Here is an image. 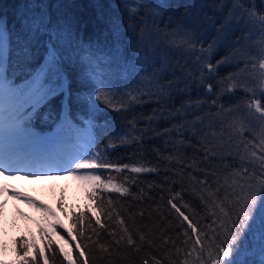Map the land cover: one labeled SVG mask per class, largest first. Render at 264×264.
<instances>
[{
  "label": "trees",
  "instance_id": "16d2710c",
  "mask_svg": "<svg viewBox=\"0 0 264 264\" xmlns=\"http://www.w3.org/2000/svg\"><path fill=\"white\" fill-rule=\"evenodd\" d=\"M244 9L264 14V0H0L14 50L27 43L33 66L53 44L63 55L65 105L61 108L58 97L37 119L31 101L19 100L26 135L67 133L87 124L99 154L96 163L115 166L89 168L103 183L91 181L79 197L32 195L36 213L23 209L22 214L34 223L25 228L15 220L0 221V264H200L198 257L207 259L195 241L199 234L204 246L211 242L221 215L215 204L231 192L234 179L245 182L237 175L243 168L260 172L258 161L242 157L258 151L249 141L259 143L264 130L259 113L247 107L253 97H264V82L253 68L264 49V31ZM42 15L46 24L52 19L47 31L21 33L22 17L39 21ZM226 17L230 23L221 29ZM185 29L192 31L194 47L182 43ZM209 44L211 52L202 51ZM207 59L212 72L204 66ZM15 63L13 57L6 75L22 84L24 74ZM98 91L116 107L96 111L92 102ZM56 149L65 159L66 145ZM133 167L147 170L133 172ZM249 239L251 247L246 243L241 259L261 264L260 232Z\"/></svg>",
  "mask_w": 264,
  "mask_h": 264
},
{
  "label": "snow or ice",
  "instance_id": "6c2138e0",
  "mask_svg": "<svg viewBox=\"0 0 264 264\" xmlns=\"http://www.w3.org/2000/svg\"><path fill=\"white\" fill-rule=\"evenodd\" d=\"M237 7L243 8V5H237ZM244 11L253 22H258L262 31H264V14H258L253 10L247 9H244ZM51 23L52 19L50 16L47 24L44 22L43 15L39 21L29 20L27 17H22L20 20V31L22 34H25V36L32 33L38 34L42 29L47 31ZM229 23L230 21L226 17L225 23L222 24L221 29L225 28ZM180 39L182 43L189 45L190 47L195 46L192 43L193 33L190 29H185ZM212 47L213 45L209 44L208 48H202V51L210 53ZM45 52L46 55L42 58V62L33 66L34 57L31 55L30 46L25 43L23 46L14 50L11 30L8 28L6 20L0 16V137L6 135L15 136L20 131L19 124H16L13 127H5L4 114L9 112V108L5 107L6 97L9 100L19 101L23 99L25 102L31 101L32 115L37 119L41 115L40 109L46 108L47 105L54 102L58 97L60 98L61 108L64 107V84L62 82V70L64 68L62 63L63 55L56 44L47 48ZM13 57H15L16 61L14 68L24 74L22 84H16L14 81L9 80L6 75L8 65L12 62ZM223 62V60L217 61V65ZM204 66L209 72L214 71V66L210 59L205 61ZM253 68L259 69V78L261 82H264V49H262L257 63L253 64ZM229 79H231V77H229ZM212 87L211 84H208L207 91L211 92ZM227 90L231 91L232 89L229 88ZM247 91H251V89H247ZM262 99H264V97H253L247 103V107L249 110H254L256 113H259V119L264 122V103H262ZM95 101H99L100 104H95ZM95 101L92 103L96 111H99L102 105H107L112 108L116 107L113 104L112 99L109 98V95L103 91L97 92L95 95ZM213 103L215 104L216 101L213 100ZM67 107L68 115L64 117L66 125L70 123L69 117L71 116L70 94ZM18 112L19 108L11 111L9 119L16 117L18 120ZM46 118L47 117H45V119ZM249 145H251L253 149H258V151L252 150L248 154V157H242V159L247 158L250 163L253 164L258 161L260 172L259 174L256 172L250 173L247 167L243 168L241 170L242 174L237 173V175L245 182L238 184L234 179L232 184L229 185L231 192L224 195L223 201L215 204L221 215L219 217L218 228L213 229L215 234L211 238V242L204 246L199 234H197L195 241L197 245H202L199 252L203 253L207 251V259H204L203 256L198 257L200 264H249L247 260L241 259V256L247 250L246 243L248 247H251V240L249 237L254 231L260 232V247L261 252L264 253V130H262L259 137V143L249 141ZM245 148L247 149L248 145H245ZM98 155V153L94 154L91 158H89L87 154L83 157H73L68 162L69 167L63 170L71 173L76 170L89 168L115 167L108 163H96ZM73 164L74 168L72 167ZM124 167L126 168L128 166L125 165ZM7 170H9V166L6 163L0 162V172ZM19 170L22 169H17V171ZM146 170L147 169L139 167H133L131 169L133 172ZM27 174L33 177L36 175L35 172H28ZM80 178L103 183L99 175H92L90 173L81 175ZM109 185H111V180H109ZM237 187L240 189L238 193L236 191ZM114 190L117 192L128 191L126 188L121 187H115ZM29 202L34 203L33 201ZM109 203H111V201H109ZM169 203L172 204V207L185 221H188V225L193 233H197L196 227L191 221H189L188 216L185 215L175 203H172L171 201ZM257 220L259 221L258 229L256 227ZM97 223H100V221L98 220ZM121 223H123V221H121ZM125 231H127V229H125ZM79 234L82 235L83 233L81 232ZM141 239H143V237H141ZM119 242L120 241H116L117 244H119ZM127 243L129 245L133 244L131 236H128ZM26 249L27 245H24L23 250L25 252ZM101 249L105 252L108 251L103 245H101ZM193 251H196L195 247L193 248ZM81 255H84V253H81ZM24 264H29V262L26 260ZM83 264H88L87 260H84ZM144 264H148V261H145ZM184 264H187V261H185ZM261 264H264V261H261Z\"/></svg>",
  "mask_w": 264,
  "mask_h": 264
},
{
  "label": "rangeland",
  "instance_id": "374dc122",
  "mask_svg": "<svg viewBox=\"0 0 264 264\" xmlns=\"http://www.w3.org/2000/svg\"><path fill=\"white\" fill-rule=\"evenodd\" d=\"M5 107L9 108V112L4 114L5 127L19 124L20 131L15 136L0 137V162L9 166V170L0 172V209L2 210L0 221L7 223L15 220L17 227L22 229L25 228V225L34 223L32 218L25 220L24 216L26 215L22 214L23 209H26V212H32L33 215L36 213L34 212L35 203L29 202L33 201L32 195L40 197L42 194L46 199H50V194L53 192L60 198L79 197L83 194L86 186H92L91 181L80 178L81 175L89 173V169L76 170L71 173L63 169L69 167L68 162L73 157H83L87 154L91 158L94 155V147L92 133L87 124L74 128L66 134H55L46 149L41 145L35 147L33 144L38 143L39 138L29 139L26 135L21 124L20 112L22 109L18 106V101L9 100L6 97ZM16 108H19L18 120L16 117L9 119L11 111ZM58 142H63L66 145L63 155L65 160L52 163L53 157L51 158L50 151L55 144L58 145ZM59 153L58 150L55 154ZM55 158L58 159L57 156ZM44 159L48 161H44ZM72 167L74 168V164ZM17 169L22 170L17 171ZM28 172H35V177L28 175ZM14 211L15 217L12 218L9 215ZM67 247L72 249L70 240H67Z\"/></svg>",
  "mask_w": 264,
  "mask_h": 264
},
{
  "label": "bare ground",
  "instance_id": "6f19581e",
  "mask_svg": "<svg viewBox=\"0 0 264 264\" xmlns=\"http://www.w3.org/2000/svg\"><path fill=\"white\" fill-rule=\"evenodd\" d=\"M50 156H51V154H50ZM52 163H53V160H52Z\"/></svg>",
  "mask_w": 264,
  "mask_h": 264
}]
</instances>
